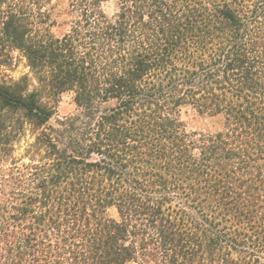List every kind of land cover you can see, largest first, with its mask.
Listing matches in <instances>:
<instances>
[{
    "label": "trees",
    "instance_id": "trees-1",
    "mask_svg": "<svg viewBox=\"0 0 264 264\" xmlns=\"http://www.w3.org/2000/svg\"><path fill=\"white\" fill-rule=\"evenodd\" d=\"M116 1L0 0V264H264V0Z\"/></svg>",
    "mask_w": 264,
    "mask_h": 264
},
{
    "label": "rangeland",
    "instance_id": "rangeland-1",
    "mask_svg": "<svg viewBox=\"0 0 264 264\" xmlns=\"http://www.w3.org/2000/svg\"><path fill=\"white\" fill-rule=\"evenodd\" d=\"M55 7L54 14L52 15V20H54L55 23L51 26V31L55 36L61 37L69 30L71 22L76 17L75 15L66 16L63 14L66 8L65 3L56 4ZM102 7L109 18H113L118 12V3L116 0H103ZM24 76L29 78V83L31 85L30 89H33L36 85V81L27 66L26 59L20 52L14 51L12 53L10 65L0 69V81H9L11 79L19 80ZM77 112L78 109L74 102V94L72 92L64 93L60 96L56 105V113L52 123L56 122L57 119H64ZM181 118L188 132L216 133L224 129V120L221 117H214L207 114L201 115L196 110L189 107L182 110ZM33 139V133L26 131L16 146L15 157L17 159H22L24 157L28 144L32 142ZM108 215L112 218H116V210L110 209Z\"/></svg>",
    "mask_w": 264,
    "mask_h": 264
}]
</instances>
